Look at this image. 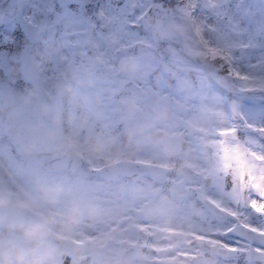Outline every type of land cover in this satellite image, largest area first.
<instances>
[{
    "label": "rangeland",
    "instance_id": "rangeland-1",
    "mask_svg": "<svg viewBox=\"0 0 264 264\" xmlns=\"http://www.w3.org/2000/svg\"><path fill=\"white\" fill-rule=\"evenodd\" d=\"M154 1L127 0L129 4L142 2L148 5H152ZM159 1L163 3L162 0ZM31 2L32 0H8L7 8L0 9V15L14 7L28 5ZM105 2L106 0H98L96 9H89L86 12L95 22L96 30H100V21L95 13ZM117 2L123 3L124 0H113V3ZM189 2L191 0H186L185 3ZM236 2L237 0H232L233 4ZM244 3L250 6L249 15L255 21H264V0H244ZM172 20H175L176 24L184 23L176 15L175 10L170 12L168 23ZM0 23V34H3L7 31V27L3 21ZM247 23V19L241 21L242 26ZM140 28L143 42L118 54L108 63L100 61V53L95 48L94 42L76 51L74 63L70 62L71 53H68L69 60L59 61L54 73L48 57L42 53L36 55V60L44 66L49 75H52V79L47 81L46 85L51 94L54 93L58 79L65 81L67 137L68 140L80 146L78 152L85 159L81 169L74 174L53 172L54 175L49 176L45 184L41 178L11 167L9 160L11 141L0 143V164L6 171V175L1 176L0 179L5 177L3 179L6 185L15 193L27 197L29 199L26 200L27 204L36 207L41 214H46L53 208L67 217V222L52 220L53 225H60L56 236H63L65 241L66 238L72 237L75 240L86 241L80 244L67 240L68 244H62L55 238L53 240L55 244L52 243V247H56V244L65 247L70 245L78 255L89 257L91 256L89 251L78 249L111 245L107 251L99 253L92 251L95 256L101 258L99 263L102 264H111L114 261L113 257L117 258L119 251L127 246L128 242L136 239L138 230L122 223L103 227L106 218L127 217L131 215L128 209L139 205L143 210V216L134 220L133 224H143L144 228L150 229V234L154 235L155 229L149 227L153 226L155 220L159 221L161 217L169 219L163 209L165 202L173 201L177 194L185 195L189 188L194 192L192 198L203 195L202 179L207 175L214 176L217 164L216 138L205 135L204 130L215 127L216 113L226 109L220 104L210 103L207 100L205 102L208 103V111L203 113L185 114L178 109L185 101H192L194 92L203 91L207 97L213 95L227 97L224 95L225 91L229 92L230 97L233 96L228 88L212 79L211 62L209 65L206 58L186 48L181 37L176 36L166 43V47H161L162 44L156 32L143 29V25ZM108 43L112 41L109 40ZM0 49H7L9 67L12 75L16 76L19 69L13 58L16 52L9 50L2 42H0ZM14 49L17 48L14 47ZM55 50L52 49V51ZM163 65L167 66V71L164 74V87L161 88L153 77L163 70ZM128 67L148 74V82L125 78L123 73ZM199 69L209 73V86L203 90L199 87L202 74ZM113 77L118 79L113 82ZM129 80L134 82L133 85L125 88L124 83ZM25 95L20 96L26 99ZM173 96L176 103L171 99ZM121 98L124 101L132 98L135 104L130 106L123 102L118 106L111 102ZM255 104L257 107H264V99L256 100ZM150 123H154L156 128L167 130L168 137L157 140L149 136L147 126ZM232 127L237 126L233 123ZM179 136H184L193 142L195 149L193 153L184 157L178 155ZM221 139L228 146L238 144L246 147L252 137L249 128L241 127L239 134L229 132ZM11 154L17 162L24 163V160L15 155L16 153L11 152ZM125 158L154 163L158 169L138 179L139 181L125 182L112 166L115 161ZM182 161L194 167L196 173L186 180H182L179 175L169 179L165 172L168 173L169 169L173 171L174 163ZM224 175L221 174L220 177L223 182ZM233 177L228 176V178ZM162 180L164 184L172 181L171 191L176 193L172 196L173 198H169L165 192L160 191L163 187ZM71 220L74 222L73 227H70ZM34 234L36 235L35 231L30 228L20 229L12 237L13 241L25 243ZM143 244L148 245V243ZM7 245V241H4L2 249ZM93 249L95 248H91ZM48 255L37 251L33 256L30 255L24 260L15 262L11 261L7 254L4 256L6 262L3 264H45Z\"/></svg>",
    "mask_w": 264,
    "mask_h": 264
},
{
    "label": "snow or ice",
    "instance_id": "snow-or-ice-1",
    "mask_svg": "<svg viewBox=\"0 0 264 264\" xmlns=\"http://www.w3.org/2000/svg\"><path fill=\"white\" fill-rule=\"evenodd\" d=\"M73 3L77 4L73 8ZM59 4V9L57 8ZM155 5L145 3H113L106 0L95 13L100 21V30L90 15H87L86 0H32L28 5H20L0 15V20L7 31L0 34L4 45L15 44L17 52L14 60L19 66V74L12 75L7 59V49H0V95H9L17 103L14 89L24 84H31L38 89L35 100L24 109V117L29 120L39 119L40 130L36 134V143H47L44 132L54 131L49 123L55 109L59 106L58 98L53 97L46 87L52 75L44 66L34 67L38 63L37 53L46 55L52 65L53 73L59 61L75 62L77 50L94 42L100 53L102 63H108L118 54L143 42V29L159 32L162 35H177L183 39L186 48L196 55L211 61V77L218 84L225 86L232 97H207L203 91L194 92L191 102L181 104L179 111L203 113L208 111V103L220 104L225 111L216 113L215 127L205 129V135L215 136L217 143V164L214 172V191L209 192L207 206L201 213L214 218L207 228L195 226L192 235L199 242L196 248L185 250L179 255L191 257L189 264H264V107H257L255 101L264 99V21L257 22L249 15V7L244 0H191L177 5L175 13L184 23L175 20L167 25L153 23L149 9ZM247 19L244 26L241 21ZM107 29V31H104ZM111 40L112 43H108ZM52 49H56L52 51ZM200 89L209 86V73L199 69ZM167 66L155 75L160 87H164V74ZM125 78L140 79L148 82L146 73L137 72L128 67L123 73ZM118 77H113V82ZM78 91H80L78 89ZM159 94V90H157ZM48 97L52 104L48 112L40 115L36 106ZM176 103L175 97H171ZM121 105L124 100H113ZM237 127H232V124ZM241 127L249 128L251 141L246 147L228 146L222 137L229 132L239 134ZM11 140V138H10ZM69 146L79 151L78 143L67 140ZM11 143L16 144L15 140ZM18 151V148H17ZM47 157L31 155L23 157L20 164L9 150L10 166L35 175L47 184L52 170L45 166ZM236 177L231 185L225 184L221 174ZM183 194H177L173 201L163 204L165 214H174L176 202L184 200ZM127 217L106 218L103 227L122 223L132 228L143 229L144 225L133 224L143 216L139 205L130 208ZM147 239L146 236L143 237ZM82 244L83 241H78ZM111 245H99L91 251H107ZM79 251H89L80 248ZM128 251L127 248H122ZM160 252V249L156 250ZM210 252L212 261L204 257ZM135 264V257H130ZM184 264V262H175Z\"/></svg>",
    "mask_w": 264,
    "mask_h": 264
},
{
    "label": "flooded vegetation",
    "instance_id": "flooded-vegetation-1",
    "mask_svg": "<svg viewBox=\"0 0 264 264\" xmlns=\"http://www.w3.org/2000/svg\"><path fill=\"white\" fill-rule=\"evenodd\" d=\"M180 157H184L180 155ZM124 160V159H123ZM186 165L185 162H175L172 166L173 171L169 169L165 172V174H168L169 179H172L173 176L179 175L181 176L182 180L188 179L190 176H184L182 170L183 166ZM160 166V165H159ZM115 169V168H114ZM158 169V166L154 163H149V168L147 169L149 171L148 174H152L154 170ZM117 173L124 179V180H137L140 179L143 176L138 177H132L128 178L125 174H133L137 171V168H128L123 169V173L119 170L115 169ZM125 173V174H124ZM196 173V171H195ZM164 174V173H163ZM1 176H5V172L3 167L0 165V178ZM228 176H233L230 174L224 175V183L231 185L234 180H236V177L228 178ZM5 178V177H3ZM214 180L215 176H207L202 179L203 182V195H197L196 198H192V190L190 188L189 191L184 195L185 199L181 200L180 203H176L175 206L178 212L174 214H167L169 216L168 218L161 217L158 221V219L155 220V223L152 227L155 229V234L151 235L149 230L146 228L138 229L137 230V237L134 241L128 242L127 246H124V248H128L131 246V252L126 253V251L120 250L118 253L117 258L114 256V261L111 264H118L120 256L122 257L123 254H125V259H129L130 257H135V264H175V262H184V264H189V261L191 257H184L179 255V253L185 251V250H192L197 247L199 242L195 239V236L192 235V233L195 231L196 225H201L204 228H207V225L209 222L213 221V217L209 214L207 217L202 216L201 213L204 211V209L207 206V200L210 198L209 192L214 191ZM164 181V180H162ZM172 181L168 185H171ZM162 189L168 190L167 185L164 184V187ZM162 189L160 191H162ZM171 190V187H170ZM174 191V189H173ZM169 198H173V195H176V193H172V191L165 192ZM191 197V198H190ZM56 203L57 200H54ZM36 210V218L40 221L45 223V226L47 228L51 229H59L60 225H53V224H47L46 222H49V220L46 218V220L42 218L39 211L37 213V208L34 207ZM164 209V208H163ZM165 211V209H164ZM49 211L46 215L50 216ZM153 212V211H152ZM52 217V216H50ZM62 220V219H61ZM64 220V219H63ZM60 221V220H56ZM24 227H31L37 232V234L41 235L44 239L47 238V241L44 244H41L38 239L35 238V236H32L26 243H20L18 241H13V234L15 232V228H3L0 227V264L5 263L4 256L8 254V258L12 261L19 262L21 260H24L30 255H34L37 253V251L45 252L49 254L45 260V264H102L100 262V257L95 256V254L91 251V248H97L96 246L90 247L89 253L91 256H78L76 254V251L67 248L65 246H61L59 248L52 247L49 245L52 239L55 238L53 236L54 234L50 232L47 233L43 227L37 224H30L25 225ZM152 229V230H153ZM141 230V231H140ZM52 232V231H51ZM141 232V233H140ZM139 233V234H138ZM51 236V237H50ZM146 236L147 239H144L143 237ZM139 239H143L142 241ZM4 241H7L8 245L2 249V244ZM143 243H148L147 246H144ZM17 245H22L24 249L26 250V255L19 256L22 253H19V251L14 248ZM138 247V250L137 248ZM8 249V252H7ZM160 249V252H157L156 250ZM13 251H16L19 253V255H15ZM101 252V251H99ZM98 252V253H99ZM70 257L67 259V257ZM204 257L208 261H212V255L210 252H205ZM121 259V258H120Z\"/></svg>",
    "mask_w": 264,
    "mask_h": 264
},
{
    "label": "water",
    "instance_id": "water-1",
    "mask_svg": "<svg viewBox=\"0 0 264 264\" xmlns=\"http://www.w3.org/2000/svg\"><path fill=\"white\" fill-rule=\"evenodd\" d=\"M155 6L157 7L152 9L150 12L152 21L156 8H159L161 18L156 19V23L167 25V15L165 9L161 4H155ZM159 35L164 40H168L170 37L174 36L162 35L161 33H159ZM34 67H40L39 63L34 64ZM34 89L35 92L29 96L27 103H24L19 97H16L18 102L13 103L11 96L6 94L0 95V118L4 123L5 129L13 136L19 151L25 156H44L47 157L45 161L46 167L50 169H63L74 172L78 167H80L82 161L80 156L77 155L67 144L62 129L61 106L64 95L63 82H58L56 93L53 96L58 98L59 106L55 109L53 115L49 117V123L54 126V131H47L43 133L47 139V143L43 145H38L36 143V134L40 130L39 119L29 120L24 117L25 107L30 101L36 99L38 89L36 87H34ZM51 104L52 100L46 97L43 102L36 106V111L40 115H45L48 112V106ZM189 145V142L182 141L181 152H187V147ZM120 171H122V169ZM25 217V215L21 214L18 218L21 219Z\"/></svg>",
    "mask_w": 264,
    "mask_h": 264
},
{
    "label": "trees",
    "instance_id": "trees-1",
    "mask_svg": "<svg viewBox=\"0 0 264 264\" xmlns=\"http://www.w3.org/2000/svg\"><path fill=\"white\" fill-rule=\"evenodd\" d=\"M172 1H178V4H180L181 3L180 1H183V0H165L166 4H169L170 6H171V3L169 2H172ZM19 90L22 91L23 89L19 88Z\"/></svg>",
    "mask_w": 264,
    "mask_h": 264
},
{
    "label": "clouds",
    "instance_id": "clouds-1",
    "mask_svg": "<svg viewBox=\"0 0 264 264\" xmlns=\"http://www.w3.org/2000/svg\"><path fill=\"white\" fill-rule=\"evenodd\" d=\"M184 46H185V44H184ZM186 47V46H185Z\"/></svg>",
    "mask_w": 264,
    "mask_h": 264
}]
</instances>
